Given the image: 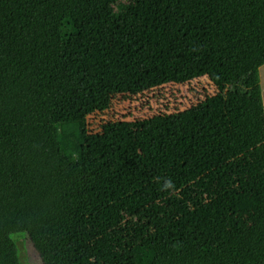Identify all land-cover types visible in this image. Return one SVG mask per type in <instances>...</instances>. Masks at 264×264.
Wrapping results in <instances>:
<instances>
[{
    "label": "trees",
    "instance_id": "16d2710c",
    "mask_svg": "<svg viewBox=\"0 0 264 264\" xmlns=\"http://www.w3.org/2000/svg\"><path fill=\"white\" fill-rule=\"evenodd\" d=\"M264 0H0V264H264ZM208 78L183 112L88 116Z\"/></svg>",
    "mask_w": 264,
    "mask_h": 264
},
{
    "label": "rangeland",
    "instance_id": "374dc122",
    "mask_svg": "<svg viewBox=\"0 0 264 264\" xmlns=\"http://www.w3.org/2000/svg\"><path fill=\"white\" fill-rule=\"evenodd\" d=\"M260 81L264 93V66L260 68ZM217 88L208 78H201L190 84H168L138 96H117L109 110L88 116V135L94 140L104 135V128L116 122H133L152 118L159 114L183 112L213 96ZM14 240L18 246L21 264H43L42 260L25 234H17Z\"/></svg>",
    "mask_w": 264,
    "mask_h": 264
},
{
    "label": "crops",
    "instance_id": "0c3cea01",
    "mask_svg": "<svg viewBox=\"0 0 264 264\" xmlns=\"http://www.w3.org/2000/svg\"><path fill=\"white\" fill-rule=\"evenodd\" d=\"M262 88V87H261ZM262 95H263V99H264V93H263V90H262Z\"/></svg>",
    "mask_w": 264,
    "mask_h": 264
}]
</instances>
